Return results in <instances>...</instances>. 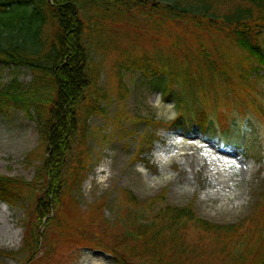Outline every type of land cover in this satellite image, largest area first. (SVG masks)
Returning <instances> with one entry per match:
<instances>
[{"label":"trees","instance_id":"obj_1","mask_svg":"<svg viewBox=\"0 0 264 264\" xmlns=\"http://www.w3.org/2000/svg\"><path fill=\"white\" fill-rule=\"evenodd\" d=\"M108 9L119 22L108 17ZM130 15H142L150 22V37L182 55L194 46L207 64L204 69L185 67L187 84L175 97L178 115L167 123L148 118L155 129H180L220 149L234 147L264 158V78H250L252 71L264 69V0H0V63L28 67L34 77L30 84L15 79L0 89V113L21 110L36 120L46 152L30 183L0 175V199L11 206L27 207L30 188L36 191L24 225V248L29 249L24 263L49 264L56 251L91 246L111 253L116 264H209L211 258L224 264H264V191L250 215L224 225L199 217L193 203H166V190L147 202L127 195L126 223L117 234L108 224L102 231L92 229L103 216V205L84 213L79 206L70 208V201L77 203L70 195L90 156L89 122L106 110L90 42L116 22L128 25L124 16ZM238 47L248 59L236 72L232 63ZM186 60L192 67V58ZM173 81L166 84L168 99ZM247 113L250 118L242 126L238 120ZM140 136L139 159L159 137L156 131ZM191 228L202 239L209 235L214 246L191 247L186 235ZM190 248L197 251L194 257ZM38 249H43L39 256Z\"/></svg>","mask_w":264,"mask_h":264},{"label":"rangeland","instance_id":"obj_2","mask_svg":"<svg viewBox=\"0 0 264 264\" xmlns=\"http://www.w3.org/2000/svg\"><path fill=\"white\" fill-rule=\"evenodd\" d=\"M107 12L108 17L119 22L111 10ZM137 16H124L128 25L116 22L96 33L90 42L93 59L99 64V93L107 95L101 97V106L106 110L93 115L89 122L90 156L85 158L83 177L70 195L77 203L70 201V208L75 210L79 206L78 210L84 213L95 204L103 205V216L93 219L92 229L102 231L108 224L112 225L111 232L117 234L126 223L123 219L127 206L130 207L125 201L127 195L132 193L147 202L166 190V203L180 207L193 203L198 216L212 223L235 224L245 219L264 191V158L234 147L220 149L201 135L187 137L180 129H155L148 118L154 123H167L178 115L175 97L179 88L187 84L185 67L204 69L207 64L194 46L188 45L189 54L182 55L165 41L151 38L150 22ZM234 54L237 62L232 65L237 72L243 68L242 62H247L248 54L239 47ZM187 55L193 60L192 67ZM143 64L147 68H142ZM257 74L264 78V69L252 71V81L257 80ZM15 79L26 85L34 77L28 67L0 63V89ZM174 79L168 99L166 84ZM249 118L247 113L238 122L243 126ZM154 131L159 136L154 148L137 158L140 135ZM40 136L36 120L23 111L0 113V175L28 183L34 180L43 164L41 157L46 154ZM30 190V199L25 203L28 209L0 199V264H25L29 249L24 248V225L36 197V191ZM186 235L191 239V247L214 246L207 238L209 235L202 239L203 235L192 228ZM189 250L194 257L197 251ZM36 252L39 256L43 249ZM55 255L49 264H116L114 256L99 247L73 246L56 251ZM208 260L209 264H224L217 259Z\"/></svg>","mask_w":264,"mask_h":264}]
</instances>
